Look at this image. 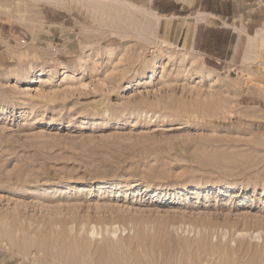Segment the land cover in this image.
<instances>
[{
  "label": "rangeland",
  "instance_id": "obj_1",
  "mask_svg": "<svg viewBox=\"0 0 264 264\" xmlns=\"http://www.w3.org/2000/svg\"><path fill=\"white\" fill-rule=\"evenodd\" d=\"M233 2L210 65L149 0H0V264H264V0Z\"/></svg>",
  "mask_w": 264,
  "mask_h": 264
},
{
  "label": "crops",
  "instance_id": "obj_2",
  "mask_svg": "<svg viewBox=\"0 0 264 264\" xmlns=\"http://www.w3.org/2000/svg\"><path fill=\"white\" fill-rule=\"evenodd\" d=\"M149 2L152 11L166 21H171L175 26L178 23V43L200 53L204 64L205 59L210 65L233 62L238 55L242 36L248 35L247 29L252 16L244 18L242 15L246 10H240L238 3H234L233 0H149ZM194 4L198 6L196 14L187 10ZM253 17L252 22L257 24L258 15Z\"/></svg>",
  "mask_w": 264,
  "mask_h": 264
},
{
  "label": "bare ground",
  "instance_id": "obj_3",
  "mask_svg": "<svg viewBox=\"0 0 264 264\" xmlns=\"http://www.w3.org/2000/svg\"><path fill=\"white\" fill-rule=\"evenodd\" d=\"M67 1H70L71 3L72 0H67ZM129 5H132V4L129 3ZM262 45H264V29L260 28L256 30L254 35L249 37L248 45L246 47L245 54L243 56V62L250 60L253 54L255 53L257 54V52L259 51L258 49H260L259 47H261ZM118 230H120V228L118 226H115L110 232L115 234ZM122 230L124 231L125 228H123ZM107 232H109V230ZM91 233L92 234L95 233L94 228L92 229ZM255 237L259 238V234H256Z\"/></svg>",
  "mask_w": 264,
  "mask_h": 264
}]
</instances>
